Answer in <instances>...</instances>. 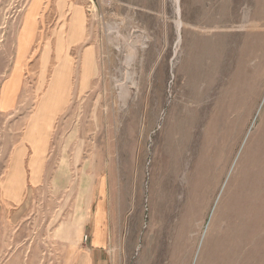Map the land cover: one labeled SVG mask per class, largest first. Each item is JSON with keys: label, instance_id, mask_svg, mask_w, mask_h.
I'll list each match as a JSON object with an SVG mask.
<instances>
[{"label": "rangeland", "instance_id": "1", "mask_svg": "<svg viewBox=\"0 0 264 264\" xmlns=\"http://www.w3.org/2000/svg\"><path fill=\"white\" fill-rule=\"evenodd\" d=\"M70 1L0 0V264H264V0Z\"/></svg>", "mask_w": 264, "mask_h": 264}, {"label": "crops", "instance_id": "2", "mask_svg": "<svg viewBox=\"0 0 264 264\" xmlns=\"http://www.w3.org/2000/svg\"><path fill=\"white\" fill-rule=\"evenodd\" d=\"M72 3L73 0L67 3L66 5L67 9L66 11H64L63 14H67L69 11L71 12ZM80 9L81 8H78L76 6L75 13H78L79 12L78 10ZM76 20L77 22L74 23L71 22L70 24L68 23L67 26L70 27V29H68V32H69V42H71V44L83 40L84 37L82 31L83 24L81 21H79V19L76 18ZM64 34H65L64 32L61 33V38H62L61 40L63 41H64ZM60 46L62 47L61 42L59 44V47ZM67 46L68 45L66 44L65 47ZM63 47L61 48L60 52L62 51ZM65 63L68 64L67 61H65ZM62 67L60 65L58 71H60ZM59 73H61L63 77L64 74L61 71ZM58 74H56V77ZM88 77H90L89 74L86 76H82V78H88ZM42 111L45 112V110ZM8 184H9V180H8ZM105 219H106V214H105L104 205L102 203H99L96 209V213L93 217V221H92L93 224L89 222V224L88 225L86 224L84 227L85 231H87L88 241L84 242V238H83V241L79 246V253L77 254L78 257L76 264H109L110 259L108 256L109 252L107 249L110 245V237Z\"/></svg>", "mask_w": 264, "mask_h": 264}, {"label": "bare ground", "instance_id": "3", "mask_svg": "<svg viewBox=\"0 0 264 264\" xmlns=\"http://www.w3.org/2000/svg\"><path fill=\"white\" fill-rule=\"evenodd\" d=\"M175 2L177 3V4H180L179 3V0H175ZM176 4V5H177ZM177 13H178V16H180V9H179V6H178V9H177ZM177 27H178V31H180V29H181V27H182V25H183V23H182V21L180 20V18L177 20ZM130 45V44H129ZM140 45V44H139ZM54 79V78H53ZM53 81V80H52ZM52 83V82H51ZM128 83H131V82H128ZM126 84V83H125ZM127 85V84H126ZM64 88V85H63V81H62V74L61 73H59L58 75H57V77L55 76V79H54V83H53V85H52V87H51V89H52V94H55L56 92H58V91H60V89H63ZM120 93V92H119ZM186 100V99H185ZM184 101V100H183ZM184 103V102H183ZM186 105V104H185ZM181 106V105H180ZM179 106V107H180ZM183 106V105H182ZM182 106H181V109H182ZM184 107V106H183ZM186 108V107H185ZM179 110H181L180 108H178ZM177 110V109H176ZM189 111V110H188ZM172 112V111H171ZM179 112V111H178ZM182 114V113H181ZM180 115V114H179ZM179 118V117H178ZM176 120H177V118H176ZM188 128V127H187ZM183 131H184V129H183ZM186 132V131H185ZM180 142V141H179ZM190 144V143H189ZM190 147V146H189ZM187 148V147H186ZM188 149V148H187Z\"/></svg>", "mask_w": 264, "mask_h": 264}, {"label": "built area", "instance_id": "4", "mask_svg": "<svg viewBox=\"0 0 264 264\" xmlns=\"http://www.w3.org/2000/svg\"><path fill=\"white\" fill-rule=\"evenodd\" d=\"M88 241V235H85L84 236V242H87Z\"/></svg>", "mask_w": 264, "mask_h": 264}]
</instances>
